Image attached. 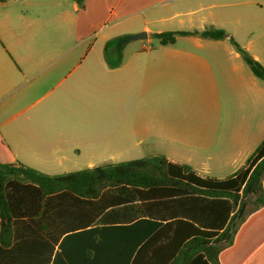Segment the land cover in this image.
<instances>
[{
	"label": "crops",
	"instance_id": "obj_1",
	"mask_svg": "<svg viewBox=\"0 0 264 264\" xmlns=\"http://www.w3.org/2000/svg\"><path fill=\"white\" fill-rule=\"evenodd\" d=\"M112 20L103 55L93 54V30L106 32ZM208 29L228 37L141 45L118 68L105 58L106 43L119 36ZM231 38L264 65V0L0 2V163L56 175L149 153L201 175H232L264 141V80L242 63L224 68L245 62ZM16 190L11 202L21 213L0 225V264H130L164 224L140 216L66 230L59 220L50 225L62 200Z\"/></svg>",
	"mask_w": 264,
	"mask_h": 264
},
{
	"label": "trees",
	"instance_id": "obj_2",
	"mask_svg": "<svg viewBox=\"0 0 264 264\" xmlns=\"http://www.w3.org/2000/svg\"><path fill=\"white\" fill-rule=\"evenodd\" d=\"M75 1L83 6L86 0ZM196 34L213 40L228 37L224 29L165 31L154 37L171 45L179 36ZM128 37L106 43L110 68L122 65ZM231 42L264 80V65L234 38ZM20 185L43 199L49 196L53 204L54 198L62 200L60 217L50 213V225L59 220L66 230L87 227L97 219L117 224L145 216L164 222L130 264H264V141L245 165L225 178L201 175L162 154L56 175L0 163V225L6 227L4 221L21 213L20 205L11 202ZM252 193L254 208L247 213L246 199ZM136 200L142 201L140 207L131 204Z\"/></svg>",
	"mask_w": 264,
	"mask_h": 264
},
{
	"label": "rangeland",
	"instance_id": "obj_3",
	"mask_svg": "<svg viewBox=\"0 0 264 264\" xmlns=\"http://www.w3.org/2000/svg\"><path fill=\"white\" fill-rule=\"evenodd\" d=\"M116 20H112V21H109V26L111 25V24H113L114 22H115ZM123 23H125V21H123L120 25H122ZM120 25H117V26H120ZM100 27L101 26H98V27H96L94 30H93V54L95 53V52H100V54L101 55H103V52H104V50H103V48H104V42H103V40H104V37L106 36V35H109V34H111L113 31L112 30H115V27H113V26H110V29H108L106 32H104V33H98V34H94V33H97L98 32V30L100 29ZM133 35H136V34H133ZM132 35V36H133ZM179 38V37H178ZM178 38H177V40H176V42H175V44H176V46L177 47H180V48H182V47H185V46H188L187 44H186V42H184V39L183 38H180L179 40H178ZM226 44H227V46L228 47H231V43L230 42H226ZM141 45H146L148 48H160V46H161V43H160V41L157 39V38H155L154 36H152L151 37V39L149 40V39H145V40H134V41H129V43H128V45H127V47L126 48H124V51H123V54H125V57H126V59L128 60V59H130L131 58V56H132V53L134 52V50H136L137 49V47H140ZM189 47V46H188ZM190 47H192V46H190ZM84 49V48H83ZM114 59H116V56H114L113 57ZM244 58V57H243ZM61 61V59H58L57 61H56V63H59ZM233 62H235L236 64H238V63H242L244 66H246L247 68H251L250 66H249V64L248 63H246V61L245 62H241V61H234V60H230L229 62H223V65H224V68H229V67H232L233 66ZM213 64L214 65H217V62L216 61H213ZM215 68H220V67H218V66H214ZM245 67V68H246ZM214 72H215V74H216V76H217V78L219 79V82L221 81V78H220V76H221V71H220V69H215L214 70ZM260 79V78H259ZM260 80H263V79H260ZM195 119V118H194ZM217 150L218 149H220V147H217L216 148ZM144 156H149L150 154L149 153H145V154H143ZM231 170H227V171H223V172H221L220 170H218V169H214V170H211V173H214V174H216V175H227V173H228V175L231 173L230 172ZM226 173V174H225ZM211 176H213L212 174H211ZM215 176V175H214ZM230 176V175H229ZM255 199V194L254 193H252V194H250L249 196H248V198L246 199V212L248 213V212H250L253 208H254V205H253V200ZM227 242H224V244H226Z\"/></svg>",
	"mask_w": 264,
	"mask_h": 264
},
{
	"label": "water",
	"instance_id": "obj_4",
	"mask_svg": "<svg viewBox=\"0 0 264 264\" xmlns=\"http://www.w3.org/2000/svg\"><path fill=\"white\" fill-rule=\"evenodd\" d=\"M147 38H148V34L147 32L144 31L139 34L128 37L127 40H145Z\"/></svg>",
	"mask_w": 264,
	"mask_h": 264
}]
</instances>
